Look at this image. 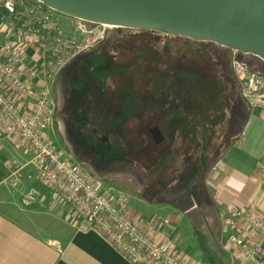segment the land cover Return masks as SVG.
I'll return each instance as SVG.
<instances>
[{
  "label": "rangeland",
  "instance_id": "1",
  "mask_svg": "<svg viewBox=\"0 0 264 264\" xmlns=\"http://www.w3.org/2000/svg\"><path fill=\"white\" fill-rule=\"evenodd\" d=\"M53 15L63 33L79 34L76 31L82 23L79 19L55 10ZM55 16L62 17L56 19ZM86 27L91 28L89 24ZM93 27L96 28L95 37L104 36L99 49L81 50L64 66L70 69L76 58L86 54L66 79L72 89V99L79 100L90 84L100 80L102 88L95 100L89 95L85 99L92 100L96 112L98 109H95L105 103L108 108L105 122L96 140H91L89 132L87 137H81L93 149L99 164L106 171L119 170L131 179L133 188L143 193L145 179L139 180L135 173L123 167L143 170V161L145 165L151 164L153 155L159 153L158 160H154L156 165L147 168L148 175L153 177L146 193L150 199H155L151 196L155 189L167 192L179 188L180 174L191 180L196 174L204 173L212 158L240 131L248 115L232 69V50L212 41L193 40L179 34L167 36L145 29L104 24ZM25 41L22 44L24 59L29 62L34 58L30 60L34 63L38 53L33 44ZM241 60L250 70L264 74V61L257 56L242 54ZM55 79L56 76L47 86L52 92ZM57 85L62 92L61 75ZM97 117L99 115L91 121H98ZM150 126L160 131L163 140L159 145L149 136ZM47 132L54 147L66 155L68 150L58 132L54 128ZM100 135L106 137L108 143H104ZM67 138L66 135L70 143ZM161 165H165L162 171ZM165 177H170L169 182L159 184ZM102 182L123 191L139 215H168L178 227L173 241L179 252L187 251L192 242L197 241L189 227V217L190 222L198 226L202 216H215L213 205L209 204L210 210L204 209L206 199L202 188L194 183L193 187L197 188L194 196L187 199L188 205L177 208L163 201L164 198L148 201L116 179H102ZM191 206L188 215L185 214L183 209ZM178 211L182 214L179 220L175 217Z\"/></svg>",
  "mask_w": 264,
  "mask_h": 264
},
{
  "label": "built area",
  "instance_id": "2",
  "mask_svg": "<svg viewBox=\"0 0 264 264\" xmlns=\"http://www.w3.org/2000/svg\"><path fill=\"white\" fill-rule=\"evenodd\" d=\"M0 7L13 23L10 36L0 43V132L18 136L32 152L30 163L36 177L52 186L130 263L195 264L179 256L172 238L155 237L158 230L170 224L169 216L154 215L151 229L142 228L130 216L125 193L106 186L70 153L64 155L57 150L47 135L54 108L48 82L75 53L89 49L102 37H95L93 25L98 23L79 19V34H65L54 20L53 9L39 0H0ZM86 23L91 28L87 29ZM25 40L38 53L34 63L24 59ZM239 55L232 50V69L239 92L248 107H264V74L250 70ZM219 165L222 161L217 159L212 168ZM261 171L264 172V163ZM22 175L20 167H16L8 181L15 187ZM36 192L35 188L26 190L22 202L31 203ZM221 219L229 229L227 244L245 264H264V217L246 205L223 212ZM248 234L253 235L251 240Z\"/></svg>",
  "mask_w": 264,
  "mask_h": 264
},
{
  "label": "crops",
  "instance_id": "3",
  "mask_svg": "<svg viewBox=\"0 0 264 264\" xmlns=\"http://www.w3.org/2000/svg\"><path fill=\"white\" fill-rule=\"evenodd\" d=\"M61 17L55 16L56 19ZM11 21L10 15L0 7V43L10 36ZM246 110L247 119L240 131L204 172L202 186L207 190L204 209L210 210L209 204L213 205L215 216H202L198 226L191 223L189 217V227L197 241L192 242L187 251H178L179 256L189 262L245 264L226 242L229 229L221 215L233 207L249 205L264 217V172L261 171L264 163V107L250 108L246 104ZM31 153L16 134L0 132V264H132L81 218L52 186L36 177L30 163ZM217 159L222 165L212 168ZM16 167H20L23 175L14 187L8 178ZM28 174L32 176L29 178ZM118 182L141 193L133 188L131 181ZM29 188H35L37 194L31 203L24 204L22 193ZM141 194L148 201L164 198L163 201L179 208L177 201L162 195L150 199L147 194ZM129 206L130 216L142 228L150 230L154 214L139 215L132 203ZM192 207L183 209L184 213L188 215ZM175 214L178 220L182 216L179 211ZM177 230V224L171 220L155 233V237L167 236L174 240ZM250 235L249 240L253 238Z\"/></svg>",
  "mask_w": 264,
  "mask_h": 264
},
{
  "label": "water",
  "instance_id": "4",
  "mask_svg": "<svg viewBox=\"0 0 264 264\" xmlns=\"http://www.w3.org/2000/svg\"><path fill=\"white\" fill-rule=\"evenodd\" d=\"M87 22L212 41L264 61V0H39ZM91 49L95 46H91ZM158 143V127L150 129Z\"/></svg>",
  "mask_w": 264,
  "mask_h": 264
},
{
  "label": "flooded vegetation",
  "instance_id": "5",
  "mask_svg": "<svg viewBox=\"0 0 264 264\" xmlns=\"http://www.w3.org/2000/svg\"><path fill=\"white\" fill-rule=\"evenodd\" d=\"M102 36L101 38H99L94 44H92L91 46H95V48H93L92 51H95L97 49H99V45L101 43V41L103 40ZM90 46V47H91ZM95 49V50H94ZM86 55V54H85ZM85 55L83 56H79L78 58H76V63L73 64L72 66L70 65V69L69 66L66 65L63 68H61V70L58 72V74L56 75V79H55V85L53 86V91H50V96H52L53 100V115H52V122L50 127L54 128L58 134L61 136V139L64 140L66 148H67V152L71 154V156L79 162L80 165H82L87 171H89L92 175L99 177L101 179H116L117 181H131V179L127 176H124V174H122L119 170L116 171H111V170H107L104 169L101 164H99V161H97V159L94 156V151L93 149L89 148L87 143L83 141V139L81 137L86 136L87 132H89V134L91 135V140L92 139H97L96 137L98 136V131L101 129V127L103 126V123L105 122V116H106V110L108 109L107 107H105V103H101L100 107H97L95 110L94 109V105L92 102V100H86L85 96L89 95L90 98H92L93 100H95V96H97L98 93H100L102 86L100 85V80L96 79L92 84H90L91 86L88 87L86 89V91H84L83 95L81 98H79V100H75L72 99V89L70 86H68L67 84V77L70 75V71L77 66L78 62L80 61V58H83ZM69 69V70H68ZM61 75V90L62 92H59L58 90V78ZM97 102H100L97 99ZM102 106V107H101ZM95 122H92L91 120L93 119L94 121V117L98 116ZM92 124V125H91ZM93 126V127H92ZM152 129L154 126H150ZM150 129L148 131V133L150 134V138L152 140L153 136H151V132ZM67 135V139H69L70 143L65 139V136ZM87 137V136H86ZM100 137L103 138V142L104 143H108V140L106 139V137H103L102 135H100ZM99 138V141L101 140V138ZM183 139V138H182ZM163 140V138L161 139V141ZM232 140V139H231ZM160 141V142H161ZM155 142V141H154ZM231 142V141H230ZM184 144L189 145V143L186 141L183 142ZM156 145H159L160 143H156ZM186 145V147H187ZM190 146V145H189ZM187 148H190V147ZM75 147V148H74ZM78 151H81L83 155H80V153ZM152 154V153H151ZM148 155L149 157L151 156ZM159 157V153H156L153 155V160L151 164H144L143 161V167L144 169L141 170V168L138 169H133L131 167H123V169H128L129 171L135 173V176L141 180V179H145L144 180V188L143 189V193H148V191L150 190L149 184L150 181H152V176L148 175L147 173V168L149 166H153L156 165V162H154V160H158ZM215 158V157H214ZM146 160V159H145ZM213 160V158H212ZM211 160V161H212ZM148 163V162H145ZM165 167V165H161L160 166V170L162 171L163 168ZM204 173L201 174H196L194 177H191V180H186L184 178L183 175H178V180L180 183V189L179 190V194L182 192H187L186 197L189 199L191 198L194 194H195V187H193L194 184H197L198 186H201L200 188H202V193L204 194L205 199L207 200V190L205 189V187H203L201 185V183L203 182V177H204ZM164 176V175H163ZM125 178V179H124ZM200 179H202L200 181ZM170 177L167 178L165 177L164 179H161L159 182H169ZM143 182V181H142ZM164 184V183H163ZM196 187V188H197ZM193 191V192H192ZM170 191L166 192V195L169 194ZM194 193V194H193ZM152 197H156L157 194H159L158 190H153L151 193ZM188 202V200H187ZM176 205H181L184 206V203H181L179 201L176 202ZM188 205V203H187Z\"/></svg>",
  "mask_w": 264,
  "mask_h": 264
},
{
  "label": "trees",
  "instance_id": "6",
  "mask_svg": "<svg viewBox=\"0 0 264 264\" xmlns=\"http://www.w3.org/2000/svg\"><path fill=\"white\" fill-rule=\"evenodd\" d=\"M142 30H144V29H142ZM145 30H148V29H145ZM150 31H152V32H155V33H158V34H163V33H161V32H158V31H154V30H150ZM167 36H170V35H167ZM186 37H188V36H186ZM188 38H191V37H188ZM191 39H193V38H191ZM215 43V42H214ZM225 149V148H224ZM223 151V150H222ZM220 154H221V152H220ZM220 154H218L217 156H219ZM216 156V157H217ZM179 182V181H178ZM181 182H179V184H180ZM159 184H161V183H159ZM179 190H181L180 189V187L179 188H173V190L171 191V190H168V191H170V193L168 194V195H166V192H164V191H160V189L158 190L159 191V194H157V195H162V196H164V197H166V198H169L170 200H173V201H179V202H181V203H184L185 205H187V197H186V195L185 194H187V192H181L180 194H179ZM152 195V194H151ZM194 196V195H193Z\"/></svg>",
  "mask_w": 264,
  "mask_h": 264
},
{
  "label": "bare ground",
  "instance_id": "7",
  "mask_svg": "<svg viewBox=\"0 0 264 264\" xmlns=\"http://www.w3.org/2000/svg\"><path fill=\"white\" fill-rule=\"evenodd\" d=\"M108 26H111V25H108Z\"/></svg>",
  "mask_w": 264,
  "mask_h": 264
}]
</instances>
